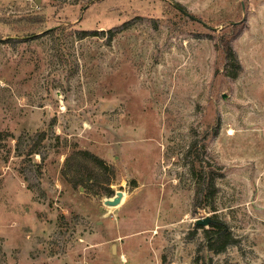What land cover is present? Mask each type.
<instances>
[{"label": "rangeland", "instance_id": "obj_1", "mask_svg": "<svg viewBox=\"0 0 264 264\" xmlns=\"http://www.w3.org/2000/svg\"><path fill=\"white\" fill-rule=\"evenodd\" d=\"M74 148L121 206L64 178ZM0 264H264V0H0Z\"/></svg>", "mask_w": 264, "mask_h": 264}, {"label": "trees", "instance_id": "obj_2", "mask_svg": "<svg viewBox=\"0 0 264 264\" xmlns=\"http://www.w3.org/2000/svg\"><path fill=\"white\" fill-rule=\"evenodd\" d=\"M177 6L184 9L181 4H177ZM98 32L99 31H82L81 33L86 36L97 35ZM84 36H81V38H84ZM224 42L223 49L227 60L226 67L230 73H232V77L236 78L243 67L229 40H224ZM38 151L39 148H36L35 145L32 147L30 153L38 154ZM196 153L199 155L198 151ZM210 170L214 171V168H210ZM62 174L74 188L83 187L86 191H89L90 186L103 182L106 185V192L104 195L109 197L115 195V191L110 187L116 178L114 167L89 150L78 148L72 149L65 159ZM214 181V176L209 175L207 169L200 171L198 183L199 189L196 192V206L198 205V202L203 200V196L206 198H214L216 195V183ZM211 219L213 221L211 224L215 228L211 231H206L205 236L208 242V248L214 253L224 252L229 245L236 244L237 241L226 225L219 222L217 223L213 218Z\"/></svg>", "mask_w": 264, "mask_h": 264}, {"label": "water", "instance_id": "obj_3", "mask_svg": "<svg viewBox=\"0 0 264 264\" xmlns=\"http://www.w3.org/2000/svg\"><path fill=\"white\" fill-rule=\"evenodd\" d=\"M37 3H39L41 0H35ZM123 196H124V193L123 191H118L115 195L114 198L112 199H107L105 201L106 205L109 206V207H117L121 204V201L123 199ZM212 219H199L197 220V224L198 225H201V224H208V223H212Z\"/></svg>", "mask_w": 264, "mask_h": 264}, {"label": "bare ground", "instance_id": "obj_4", "mask_svg": "<svg viewBox=\"0 0 264 264\" xmlns=\"http://www.w3.org/2000/svg\"><path fill=\"white\" fill-rule=\"evenodd\" d=\"M123 193H124V191H123ZM126 197H127V194L124 193L123 199H122L121 204H120L119 206H121V205L123 204V202L125 201ZM117 207H118V206H117ZM112 208H114V207H112ZM112 208H111V209H112Z\"/></svg>", "mask_w": 264, "mask_h": 264}, {"label": "crops", "instance_id": "obj_5", "mask_svg": "<svg viewBox=\"0 0 264 264\" xmlns=\"http://www.w3.org/2000/svg\"><path fill=\"white\" fill-rule=\"evenodd\" d=\"M123 258H124V257H123ZM123 260H125V258H124Z\"/></svg>", "mask_w": 264, "mask_h": 264}]
</instances>
